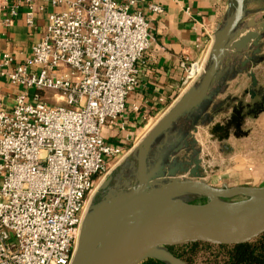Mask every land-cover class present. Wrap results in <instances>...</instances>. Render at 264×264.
I'll list each match as a JSON object with an SVG mask.
<instances>
[{
	"label": "built area",
	"instance_id": "1",
	"mask_svg": "<svg viewBox=\"0 0 264 264\" xmlns=\"http://www.w3.org/2000/svg\"><path fill=\"white\" fill-rule=\"evenodd\" d=\"M138 1L21 0L29 26L37 2L64 8L24 62L0 58V75L18 89L12 108L0 99V264L72 263L92 196L120 153L102 128L122 117L151 44ZM205 71L191 65L188 76Z\"/></svg>",
	"mask_w": 264,
	"mask_h": 264
},
{
	"label": "crops",
	"instance_id": "2",
	"mask_svg": "<svg viewBox=\"0 0 264 264\" xmlns=\"http://www.w3.org/2000/svg\"><path fill=\"white\" fill-rule=\"evenodd\" d=\"M0 3L3 4L0 12V58L9 54L16 64L32 55L33 46L45 33L49 15L64 8V5L55 7L50 3L37 2L34 24L29 26L28 7L21 0H0ZM150 4H158L163 11L154 12ZM244 5L247 11L244 22L251 18L264 22V0H245ZM237 6V0H145L132 7V10L144 13L149 23L151 44L136 64L138 83L127 98L122 117L117 124H106L102 128L105 141L120 150L117 156L108 160L112 170L126 158L135 156L137 144L153 125L190 86L198 84L200 75L190 79L189 68L194 65L198 71L207 69L212 59L213 38ZM252 30L261 31L259 46L250 44L242 56L232 55L224 62L225 71L221 77L225 75L226 81L216 80L209 91L210 99L194 114L185 116L190 129L186 140L177 147L187 148L188 143H192V148H202L207 161L202 166L206 165L210 171L214 159L222 157L221 148H249L244 154L232 152L227 159H219L223 171H219L216 177L232 184L230 186H264V110L253 108V103L262 102L256 87L264 88V28L257 25ZM248 57H251L250 61L244 63ZM251 73L255 74L256 87ZM17 92L7 77L0 75V99L7 108L13 107ZM248 119L257 121L254 131L263 135L252 136V132H245L244 139H237L236 133L229 131L231 122ZM160 139L156 143L157 148L158 143L164 144V139ZM256 139L259 144H256ZM254 148L260 150L254 151ZM185 167L186 170L190 167V172L199 173L198 165L197 168Z\"/></svg>",
	"mask_w": 264,
	"mask_h": 264
},
{
	"label": "water",
	"instance_id": "3",
	"mask_svg": "<svg viewBox=\"0 0 264 264\" xmlns=\"http://www.w3.org/2000/svg\"><path fill=\"white\" fill-rule=\"evenodd\" d=\"M237 1L235 12L213 38L212 59L198 84L190 86L137 144L134 186L85 216L71 264H140L146 259L190 264L169 247L190 242L242 244L264 233V186L217 187L199 178L197 171L182 178L176 176V166L168 171L160 159L150 158L162 136L160 151L175 124L210 99V89L224 74V62L232 55L242 56L250 44L259 46L261 31L252 28L263 29L264 22H244L245 0ZM251 76L255 86V74ZM111 181L110 176L99 188H108ZM189 194L207 201L190 202L185 199Z\"/></svg>",
	"mask_w": 264,
	"mask_h": 264
},
{
	"label": "rangeland",
	"instance_id": "4",
	"mask_svg": "<svg viewBox=\"0 0 264 264\" xmlns=\"http://www.w3.org/2000/svg\"><path fill=\"white\" fill-rule=\"evenodd\" d=\"M201 79V78H200ZM48 93H53V91H48ZM261 107L260 102L259 103H253V108L256 111H259V108ZM257 121L254 119H248V120H241V121H232L231 122V130L232 132L236 133L237 139H244V133L245 132H252V136L254 135H260L261 133H256L254 130L257 129L256 125ZM239 125V126H238ZM237 126V127H236ZM190 129V122L187 120V117L181 118L176 125L173 127V130H171L169 142L164 146V148L159 150L156 146L151 151L150 158L161 160V163L164 164V167L166 170L170 169V166H176V176L182 177V178H190V167L186 169L185 165L197 167V165L200 167L199 169V178H202L206 181H208L210 184L221 187L222 184H224L223 180H218L217 175L219 171L222 170V166L220 165L219 159L224 158L227 159V157L230 155V153H237V154H244L246 153L249 148H221L222 151V157L214 159V163H212L211 171L209 168L207 169V166H202V163L206 161L205 154H202V148H192V143H188L189 146H186L187 148H177L179 143L182 142V140H186V135ZM226 129V128H225ZM227 130V129H226ZM254 131V132H253ZM263 134H261L262 136ZM260 136H258L259 139ZM163 139V136L162 138ZM160 139V140H161ZM258 139L256 144L258 143ZM160 144V143H158ZM196 144V143H194ZM207 149V148H206ZM254 151L260 150L259 148H254ZM236 151V152H234ZM210 158L208 157V160ZM207 162V161H206ZM152 164H154V161H152ZM154 166V165H153ZM169 171V170H168ZM223 171V170H222ZM109 175L113 178L112 182L106 189H100L97 188L94 195L92 196V200L90 202L89 207L86 210V215L88 213H91L94 209L99 207L102 203L105 201H108V199H112L114 197H119L123 193L128 192L135 183V180L137 178V160L136 155L133 157L126 158L123 162L120 163L119 166H117L114 170L109 168ZM170 176L168 174L165 175V179H168ZM214 179H216V184H214ZM212 181V182H211ZM105 182V181H104ZM103 182V183H104ZM102 183V184H103ZM226 183V182H225ZM231 183V182H229ZM101 184V185H102ZM118 184V186H116ZM229 185V184H228ZM232 185V184H230ZM229 185V186H230ZM108 197V195H110ZM195 197H192L190 199V202L194 203H201L200 201L195 202ZM85 215V216H86Z\"/></svg>",
	"mask_w": 264,
	"mask_h": 264
},
{
	"label": "trees",
	"instance_id": "5",
	"mask_svg": "<svg viewBox=\"0 0 264 264\" xmlns=\"http://www.w3.org/2000/svg\"><path fill=\"white\" fill-rule=\"evenodd\" d=\"M226 79L227 77L224 75L219 80L226 81ZM256 88L262 101L259 110H264V88H259L258 86ZM192 197H195V202L200 201L203 203L207 201L205 197L192 194L186 195L185 199L190 201ZM169 249L190 264H264V233L242 244L218 245L208 242H190L170 246ZM140 264L168 263L156 259H146Z\"/></svg>",
	"mask_w": 264,
	"mask_h": 264
},
{
	"label": "flooded vegetation",
	"instance_id": "6",
	"mask_svg": "<svg viewBox=\"0 0 264 264\" xmlns=\"http://www.w3.org/2000/svg\"><path fill=\"white\" fill-rule=\"evenodd\" d=\"M112 180H113V178H112ZM112 182V181H111Z\"/></svg>",
	"mask_w": 264,
	"mask_h": 264
}]
</instances>
